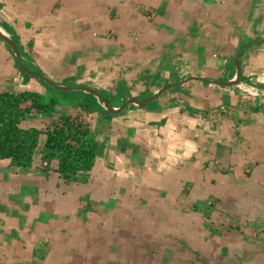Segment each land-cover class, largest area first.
Masks as SVG:
<instances>
[{"label":"rangeland","instance_id":"1","mask_svg":"<svg viewBox=\"0 0 264 264\" xmlns=\"http://www.w3.org/2000/svg\"><path fill=\"white\" fill-rule=\"evenodd\" d=\"M19 1L21 4H26V0ZM108 1V6H111L114 0ZM129 1L131 3L124 5L123 0H119L121 5L114 6L118 11H122L119 13L121 16L128 13L130 20H120L121 30L118 33L115 28L111 27L108 28V33L118 42L119 47L114 53V59L122 63L124 74L129 71L130 66L139 64L143 66L138 69L136 74L140 80H137V84L132 83L135 85L134 88L146 84L150 87L153 86L154 89L155 87L160 89L169 84L165 83L160 86L162 83L157 77H154L157 72L158 77L161 76L164 79L176 77L173 79L174 81L184 80L197 74H206L210 80L219 82L231 79L233 71L228 76L225 75L224 66L218 67L217 65L213 71H220L219 75H213L212 70L199 65L196 67L194 60H190L191 63L188 64L185 62L186 67H184V60L180 62L178 59L177 68H173L165 53H168L172 47L170 44L171 35L176 33L172 39H177L181 35V29L177 24L179 21H176L179 16L173 17V20L169 17L172 11L170 8L173 9L176 5H170L169 0H158L154 6L147 1L128 0L127 2ZM98 6V8L103 7V1ZM124 7L125 9H123ZM10 9L11 7L7 8L0 2V21L4 22V25L0 22V31L6 36L9 34L5 27L10 26L13 14ZM177 12L179 13L178 9ZM140 16L144 21L141 20L139 23ZM118 19H122V17ZM57 27V29L60 28L59 25ZM96 33L98 34V31ZM97 34L93 38H99L100 35ZM207 46L215 49L218 44L210 42ZM246 48L241 50L244 51ZM214 53L218 55L219 50ZM39 63L41 64V62ZM39 63L35 59H27L29 67L37 66L42 70ZM124 63L127 65H123ZM82 65L80 64V67ZM165 70H167L168 76L164 74ZM87 71L78 70L75 72V84L97 88L98 83H96L95 77ZM149 77L152 80H148ZM51 79L54 85L69 87V89H65L67 92L64 94L65 90L56 92L54 89L48 90L44 86L48 93L51 92V96L57 98L58 103L55 110L69 114L72 103L75 104V97L79 93H73L71 89H74V86H68L67 83L61 84V78L52 77ZM73 79L71 78V80ZM199 80L202 79L196 78L190 81H196L200 86L206 88V91L204 89L201 90V93L196 91V96L206 93L209 89L224 90L229 96H232L229 103H224L226 105L217 103L218 105L215 107L217 108L215 109L216 113L230 116L228 117L229 124H235L237 121L236 115H233L236 109H243L245 103L253 104L257 99L264 98V89H260L256 85L254 78L249 82L239 81L228 88L211 84L206 80ZM171 90L176 94L173 96L177 102H193L197 99L193 97L187 101L190 99L188 97L191 96V93H184V87L176 85ZM112 92L110 97H107L109 103L116 105V108H122L128 92L120 86L115 87V91L113 89ZM139 95L141 93H138ZM91 97L96 99L95 95ZM146 99H148L146 103L149 105L153 101L149 100L148 94ZM160 102L165 103L164 100ZM132 104L137 107L141 105V101ZM72 113L74 117L81 114L78 109H73ZM136 115L139 114L133 113L128 120L116 117L102 119L99 126H96L100 129H98L99 134L96 139L99 143L98 153L101 159L92 175L85 179L78 176L72 182L63 179L60 181V185L64 186L62 192L64 203L54 206L55 196L51 195L43 204L34 203L38 206L35 205L28 213L20 215L13 208L3 211V214L0 215L2 218L0 224L4 226L2 233L8 234L11 230L10 226L19 227L20 218L28 216L33 219L29 228L36 231L37 236L42 233V237H37L36 240L24 238L20 241L24 243L22 246L0 244V264L20 262H37L38 264H264V220H260L264 219V181L246 178V180H239L238 184L236 180L227 179L225 181L220 178L208 177V173L201 168L203 157L199 155L196 158L191 153V156L196 159L189 157L191 163L188 164V171L195 168L196 164L193 163L195 160L199 163L197 166L198 175L204 179V182L196 181L197 189L188 184V189L195 192L193 197L190 194L185 196L182 193H180L181 197H178V193L170 197L162 196L156 191L157 189H154L159 186L158 183L151 179L147 181L145 187L150 186L151 190L147 191L143 188L145 193L139 194L140 171L144 161H140V166L135 161L128 163V166H123L122 156L118 154L120 149H123V144L124 149L126 148L128 138L131 137L129 134H133L134 141L137 138L136 125L141 124L139 122L143 120ZM222 118L224 117L222 116ZM54 120H57V117L53 116L47 122L50 123ZM223 122L227 125V121ZM29 124H36L40 128L46 126L42 119L25 125ZM133 140L129 141L137 145ZM132 143H130L131 147L128 152L135 158L137 157L136 152L133 151L136 147H133ZM141 150L143 152V149ZM109 154L113 156V159L108 156ZM157 154L159 155V153ZM33 163H35L36 169H41L40 173L47 165L40 159L34 160ZM238 167L236 162L226 160L223 167L219 165L218 171L222 172L221 169L226 168L231 173H238V169L236 170ZM240 168L242 173L248 174L250 171L249 167L244 165ZM258 172H264V167L258 166ZM195 173L197 172L195 171ZM72 183H80L83 186L72 193L64 185ZM50 184L49 186L52 188L53 184ZM200 185L208 186V192L202 193ZM34 187L33 190L30 189V192L37 198L41 188L37 185ZM37 187L39 188L37 189ZM201 194H205V196L200 197ZM38 199L40 201L41 197ZM13 201L16 200L13 199ZM170 203L175 204L174 207L179 211H173V207L171 208L173 210H170ZM186 208L192 210V214L186 212ZM17 214L20 217H17ZM255 214H262V216L260 218ZM38 217L41 220H38ZM252 217L256 220L255 223ZM36 220L38 223L35 222ZM28 221L30 220L28 219ZM252 224L255 226L253 227ZM21 256L24 258L21 259Z\"/></svg>","mask_w":264,"mask_h":264},{"label":"crops","instance_id":"2","mask_svg":"<svg viewBox=\"0 0 264 264\" xmlns=\"http://www.w3.org/2000/svg\"><path fill=\"white\" fill-rule=\"evenodd\" d=\"M48 1L50 2L52 0H47V2ZM118 1L119 0H114L112 6H108L106 4L108 7H104L101 12L103 17H98L97 12L101 10L98 8V5L102 1L90 0L89 5L86 8L89 9V12H91V15L88 16L90 18L94 17V19H98L99 21L97 20V22H100L102 27L105 26L104 23L107 22V19L112 17L113 12L116 13L117 17H122V19L117 20L129 21L130 17L127 15L128 13L123 14L125 16H121L119 13L122 11H118L115 8L114 5H121ZM127 1L128 0H123L122 3L124 5L131 3L130 1ZM141 1L151 2L152 6L158 2V0ZM169 1L171 2H169L170 5L177 6H175L173 9L172 7L170 8V11H172L169 17H171L173 20V17L175 18L179 16L176 18V21H179L177 24L179 25L178 27H180L179 29H181V35H179L177 39H172L176 33L171 35L170 44L172 47L168 52L169 54L165 53L167 56L169 55L168 62L173 67H175V65H173L172 60L176 59L177 61L179 59L177 54H181L182 57L189 56V60H194L196 67L199 65L200 67H204L213 71L217 68V65L218 67L224 66V69L226 70L225 75L228 76L231 71H233L231 77L232 79L236 72V61L234 59L235 48L241 42L264 41V0ZM13 2L14 5L20 6L18 8H21L24 12L26 9L25 7H29L30 5L27 3V1L25 5L24 3L21 4L19 0H13ZM63 2L68 7H62L58 10V12L66 9L62 12L66 11L68 14H71V12H74L75 10L74 8L70 9L71 7L77 6L80 3L79 0H64ZM103 2L106 1L103 0ZM123 9H125V7ZM177 9L179 10V13L177 12ZM10 10L13 11V14L11 15L10 19L11 24L9 25L13 26L12 24L15 23L14 19H17L20 16H18L19 13L16 12L15 7H12ZM159 12L162 11L159 10ZM26 16L30 17V14L26 12ZM92 20H89L88 22ZM141 20L144 21L142 16H140V19L138 20L139 23ZM2 24L4 25V23ZM79 24H81L80 29H82L84 33L86 32L91 34V37L96 36L98 26L96 29H92L90 25L87 26L83 23ZM30 26H33V24L30 23ZM110 27L115 28L117 33L120 28L115 24L111 25ZM108 32L109 31H107V34H109ZM95 38L98 39L97 37ZM44 42L45 40L43 39L42 43H38L40 50L42 49V57L40 59L43 62H47L48 59V61H55V58L52 57L51 53L52 46H47ZM210 42H216L218 44L217 48L211 49V47H208L207 44ZM241 49L239 50V60L244 66V71L240 74L239 81L248 82L250 79L254 78L256 85H258L260 89H264V46H248L244 51ZM5 50L6 47L2 44V42H0V90H7L10 85H15V83L21 81V77H19L16 72L13 71L14 65L8 61L6 63L4 62L6 61L3 57ZM217 50H219L218 55L214 53ZM60 52L61 51H59V53ZM65 53H69V51H65ZM65 53H60L62 56V61L65 60L64 58L67 55ZM175 53L176 56L172 57V55ZM179 60L181 62L184 60V58ZM80 62L81 59L74 61V65L72 62L71 63L76 67L81 64ZM60 66L61 64H59V67ZM218 72L220 71H213V75H219ZM205 76L207 75L205 74ZM175 78L176 77H172L171 80L174 81L173 79ZM178 86L184 87V93H191V96L188 97L190 99H187V101H190L193 97L197 98L193 102H186L189 109L181 111L182 109L178 106L177 108H173L171 110H162L160 113H142L140 112L141 110L137 108L129 109V111L123 116H115L121 120H128L130 115L137 113L139 115L136 116L143 120L142 122H139L141 124L136 125V132L138 134L137 138H135V141L137 139V142L133 140V134H129L131 137L128 138V144L126 145L125 149L124 144L122 145L124 150L121 154L123 166H128V163L132 162L130 159H128L130 156V152H128V150L131 147L130 143H132L130 142L131 139L135 144H137L134 145L132 143L133 147H136L134 151L136 152L137 157H135V159L137 160L136 162L138 166H140V161H144V165L141 166L142 168L140 171L141 188L139 187L140 190L138 193L142 194L144 192L143 188L147 191L151 190L150 186L145 188L147 181L151 179L158 183L159 186L154 187V189H157L156 191H158L162 196L170 197L173 195L175 196L177 193L178 197H181L180 193L185 196L187 194L192 196L195 192L192 189H188V184H191L195 189L196 181L204 182V179L198 175L197 166L199 163H197L195 160H193V163L196 164L195 168L192 169V171H188L187 167L188 164L191 163L189 162L191 153H193L196 158H198L199 155L203 157L201 168L208 173V177L220 178L225 181L227 179H231L232 181L236 180L238 181V184L239 180H246V178L264 181V172H258V166L264 167V98H262L263 100L257 99L255 101L256 103L253 104L247 105L245 103L243 109H236V112H234L233 115H236L237 121L235 124H229V115L215 112V109H217L215 107L218 105L217 103L224 104L230 102L232 96H229L227 92H224V90L219 91L216 89H209L206 93L196 96V91H199L200 93L202 89L206 91V88L200 86V84L196 81L192 82L189 80L185 83H181ZM223 87L228 88L231 86ZM172 91L173 90L164 96H169L171 94L175 96L176 94L172 93ZM146 95L147 93L144 95V97H146ZM145 105L149 104L145 103ZM112 106L115 107V105ZM211 116L214 118H210ZM222 116L224 118H222ZM52 118L53 117L49 118L45 116H34L32 119L23 121L21 125L24 127H39L36 124H29L28 126L25 125L26 123H32V121H37L39 119L44 120L45 125H49L51 122L49 123L47 121ZM223 121H227V125ZM140 125H145L152 128L154 130L155 138L151 139L150 136L148 137L145 135V133H141L143 129L140 130V127H138ZM42 139L43 138H41V142ZM141 149H143V152ZM157 153H159V155ZM156 155L158 156L156 157ZM108 156L113 159L112 155L109 154ZM194 156H191V158ZM226 160L229 162L231 160L232 162H236L239 165V167L236 168V170L238 169V173H231L226 170V168H222V172L218 171L219 165L223 167ZM252 163L255 165H253L249 173L247 172L248 174L241 172L240 166L243 167V165H251ZM215 166L217 167L216 171L214 169ZM40 170L41 169H36L35 163H33L32 167L28 171H24L20 170L16 166L9 165L6 160L0 159V215H2L3 211L7 210L8 208L15 209L20 215L28 213L29 210H32L35 207V205L38 206V204L40 205L45 203L51 195L55 196L54 206L64 203L62 200L64 186L60 185L62 178H60L58 172L49 170L47 173H40ZM195 171L197 173H195ZM50 183L53 184L52 188L49 186L51 185ZM35 185L41 188L38 191L37 198H35L33 194L31 195L30 192V189L33 190ZM64 185H66L68 190L70 189V192L72 193L76 192L79 187L83 186V184L80 183ZM176 186H178V188H176ZM200 186L202 193L208 192V186ZM227 186H229V184H227ZM39 187H37V189ZM202 196H205V194L200 195V197ZM22 197H24L23 200ZM40 197L41 200L39 201L38 198ZM13 199L16 201H13ZM36 202L38 204H34ZM170 205V210L174 209L173 211L175 212L179 211L174 207L175 204L170 203ZM41 207H43V205H41ZM172 207L173 209H171ZM186 210V212L191 214L193 212L189 208H186ZM18 214L16 215L17 217L19 216ZM255 215H257V217L262 216V214ZM28 219L30 221H28ZM38 220H41L40 217H38ZM0 221H2V218H0ZM31 221L33 222L32 217L27 216L26 218H20V222L18 224L19 227L16 228L14 226H10L11 230L8 234L1 232L4 229V226L0 224V244L4 243L11 246H22L24 243L20 241L24 238L36 240L37 237H42V233H39L37 236L36 231H32L29 228ZM255 221L256 220L253 218L254 223ZM35 222H37V220ZM253 224L252 226L254 227L255 225ZM15 255L17 254L15 253ZM22 258L24 257L21 256V259Z\"/></svg>","mask_w":264,"mask_h":264},{"label":"trees","instance_id":"3","mask_svg":"<svg viewBox=\"0 0 264 264\" xmlns=\"http://www.w3.org/2000/svg\"><path fill=\"white\" fill-rule=\"evenodd\" d=\"M26 1L30 5L25 7L24 12L21 8H18L20 6L14 5L13 0H0L3 6L15 7L16 12L19 13L18 16L20 17L14 19L15 23L12 24L13 26H7L5 30L15 43L21 56V63L25 67L24 69L21 68L12 46L0 39V42L6 47L3 56L6 61L4 62L12 63L14 65L13 71L21 77V81L15 83V85H10L7 90H0V159L6 160L9 165L16 166L24 171H28L32 167L34 160L40 159V161L47 163L46 168L42 171L44 173H47L49 169H53L58 172L60 178L66 181L70 180L72 182L78 176L85 179L87 176L92 175L101 159L98 153L99 143L96 139L100 129L96 126H99L102 119L115 118V115L111 114L103 106L99 98H92L91 96L94 94L76 87L80 85L74 82L76 79V76H74L75 72L88 70L87 73L95 77L96 83H98L96 90L101 92L109 101L107 97H110L113 89L115 91V87H122L128 92L126 95L133 90L135 85H132V83L137 84L136 82L140 80L136 74L138 69L143 66L140 64L130 66L131 68H128L129 71L124 74L122 63L114 59V53L119 46L117 40L107 34V31L114 24L120 27V21L117 20L119 17L117 18L116 13L113 12L110 19L107 17V22L102 27L101 23L97 22L98 19L88 16L91 15V12L86 8L90 0H79V5L70 8L75 9L71 14L66 11L62 12L66 9L58 12L62 7H68L64 4V0H52L50 2H47V0ZM105 1L103 2V7L100 8L101 10L97 12L98 17H103L101 15L102 9L108 7L106 6L107 0ZM26 12L30 14V17L26 16ZM142 14L144 15L145 13ZM89 20L92 21L88 22ZM2 23L4 22L2 21ZM30 23L33 26H30ZM79 23L90 25L92 29H96L98 26L99 38H93L91 34L86 32L85 34L80 29L81 24ZM57 24L60 26L59 29H57ZM43 39L45 40V45L52 46L51 53L56 62H43L40 59L42 57V49L40 50L39 44L42 43ZM59 51H61V54L69 51V53H65L67 54L64 58L65 60L62 61ZM174 56L176 54L172 55V57ZM177 57L179 59L184 58V67H186L185 62L187 64L191 63L189 56L182 57L181 54H177ZM27 59H35L38 63L41 62L39 64L42 70L37 66L29 67ZM79 59H81V64H83L82 67L79 64L78 67L73 66V62ZM172 61L177 68L178 61L176 59ZM59 64L62 66L59 67ZM123 65H127V63ZM166 69L169 70V68ZM178 70L179 68L176 70L177 73ZM167 73V70H165L164 74ZM169 75L171 76V73ZM52 77L61 78V84L67 83L69 84L68 86H75L74 89H70L73 90V93H79L75 97V104L73 105L72 103L69 114L55 110V106L58 103L57 98L51 96V92L48 93L47 91L49 89H54L56 92L64 90L58 89L52 83ZM150 77L148 80H152ZM154 77L160 80L162 83L160 86L169 83L172 79H169V77H166V79L161 76L158 77V72ZM71 78L74 79L71 80ZM199 81H204V79ZM157 88L159 87H155V89ZM65 92L67 91L65 90L64 94ZM139 93L141 95L138 96L137 94L135 99L144 98L146 91ZM161 100H164L165 103H161ZM178 106L182 109L181 111L189 109L185 102H177L173 94H171L169 96L155 97L150 105L136 107L131 104L130 109L138 108L142 113H160L162 110H171ZM73 109H78L81 114L76 117L72 116ZM34 116L49 118L54 116L57 117V120L43 128L24 127L21 125L23 121L32 119ZM138 127H140V130L143 129L141 133H145L151 139L155 138L154 130L149 126L140 125ZM41 138H43L42 142ZM123 150L120 149L118 154H122ZM129 155L128 159L130 161H137L131 156V153ZM246 166L249 167V170L252 168L250 164ZM214 169L216 171L217 167L215 166ZM16 264L38 263L20 262Z\"/></svg>","mask_w":264,"mask_h":264},{"label":"water","instance_id":"4","mask_svg":"<svg viewBox=\"0 0 264 264\" xmlns=\"http://www.w3.org/2000/svg\"><path fill=\"white\" fill-rule=\"evenodd\" d=\"M0 39L5 41L7 44L11 45L15 55L17 56V59L19 60V64L21 66V68H25L22 63H21V56L20 53L15 45V43L13 42V40L9 37L6 36L5 34H3V32L0 31ZM257 47V46H264V41L261 42H257V41H252V42H241L234 50V59L236 61V72L235 75L232 79L224 81V82H219V81H215V80H210L207 76L203 75V74H197L194 75L190 78H185L184 80H178V81H172L171 83L165 85V87H162L160 89H154L151 88L148 85H139L136 88L133 89V91L127 96V98L125 99L122 108H116L113 107L109 101L102 95L101 92H99L98 90L91 88V87H83V86H76L82 90H84L85 92H89L94 94L96 97H98L103 105L105 106V108L113 115L115 116H123L125 115L129 109H130V105L135 102V97L137 96V94L140 91H147V93L149 94L148 98L149 100H153L155 97L157 96H164L167 95L171 92L172 87L176 86V85H180L181 83H185L191 79H196V78H201L206 80L207 82L211 83V84H215V85H221V86H232L235 85L236 83H239V77L240 74L244 71V66L241 63V61L239 60V50L242 47ZM30 73L36 74L32 71H29ZM40 77L43 78L42 75L39 74ZM58 89H68L69 87L66 86H59V85H55ZM75 87V86H74ZM147 100L146 97L144 98V101ZM142 101L141 105H145L146 102Z\"/></svg>","mask_w":264,"mask_h":264},{"label":"bare ground","instance_id":"5","mask_svg":"<svg viewBox=\"0 0 264 264\" xmlns=\"http://www.w3.org/2000/svg\"><path fill=\"white\" fill-rule=\"evenodd\" d=\"M147 100H148V99H147ZM147 100L144 101V98H141V99H135V102H140V101H141V102H142V101L147 102Z\"/></svg>","mask_w":264,"mask_h":264}]
</instances>
